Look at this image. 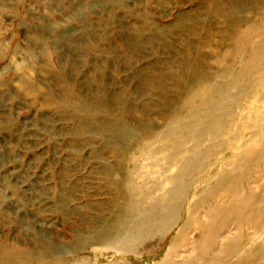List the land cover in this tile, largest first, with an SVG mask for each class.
<instances>
[{"label":"rangeland","instance_id":"374dc122","mask_svg":"<svg viewBox=\"0 0 264 264\" xmlns=\"http://www.w3.org/2000/svg\"><path fill=\"white\" fill-rule=\"evenodd\" d=\"M241 34L263 42L264 0H0V264H161L183 224L203 219L190 212L207 187L260 147L264 52L236 80L249 64ZM258 201L218 216L238 240L210 246L218 260L264 264V191ZM155 204L176 209L172 228L147 249L111 245L131 206ZM187 240L176 262L200 253Z\"/></svg>","mask_w":264,"mask_h":264},{"label":"bare ground","instance_id":"6f19581e","mask_svg":"<svg viewBox=\"0 0 264 264\" xmlns=\"http://www.w3.org/2000/svg\"><path fill=\"white\" fill-rule=\"evenodd\" d=\"M244 35H240V37H242V40L240 39L239 45L236 44L235 52L237 53L241 49L242 52H246L249 58V64L237 75L236 80L238 78L241 79L245 78L246 76H250L249 74L254 68L255 61L258 58V55L264 52V40L262 43L252 48L248 45L249 41ZM261 136L262 137H260V139L262 138V140L260 144H258L260 145V147L258 146V150H245L241 155L240 160L236 163L235 169L238 172L236 177H232L230 176V174L225 173L222 177H219L216 180L214 179L215 182L207 187L203 198H200L201 200L193 205L192 211L190 212V216L192 217L194 211L197 210L199 212V210H202L203 219L200 221L198 217L197 219L199 220V222L197 220V225L193 223L195 220L192 218H189V220H187L183 224L180 233L173 238L169 249L164 254V258H162L161 264L182 263L176 262V257L178 258L180 254L177 252V250L181 249V247L184 246V244L181 245V243L184 239L187 240V238L184 236L187 231H189L190 233L196 232L197 235L196 238H188L187 243L185 244L191 247V251H193V249L194 251H196L195 247L198 248L200 253L197 254L198 256H195L193 259L187 262L185 261L182 264H228L226 260V262H223L222 259L218 260L217 256L215 254H212L213 252L210 253L209 247L216 243H219V241L223 243L225 241V249L229 251L230 247H233V243L238 244V240L235 236H233L235 238L232 237V239L226 235L222 237L223 235L219 234V228L220 226H222V223H225V221L218 218V216H225L226 212L231 210L232 205L239 200H241L240 203L242 204V206L244 205L243 207L247 210L250 207L249 203L251 202V200L254 199V201H258L260 196H262L264 187L260 192H252V182L250 180L251 173L253 174V170L256 171L259 169V171L254 172V174L258 175L257 180H259V182L262 181L261 183L262 185H264V178H262V176H264V130H262ZM209 156L210 154H202L197 158V160H191L190 158H188L183 162L180 170H178L179 172L177 173V176L175 178L174 186L168 193V198L170 200L180 199V194L188 186V183H185L183 180L184 177L190 172L192 173L193 169H199L200 166L199 168H197L199 162L208 160L210 158ZM213 178H215V176H213ZM241 180H244L243 184L245 185L246 190H250V193H248V195L244 199H242L243 190L240 188ZM220 192H224V194H220ZM219 196H221V198H219ZM208 202L210 203L208 204ZM238 209H240L239 214H241V216L242 213L243 215H245L244 219L246 221H249V219L252 218L253 214L247 215V213L243 211V208L240 206L237 207V210ZM142 211L137 205H133V207L131 206L129 212L130 215L127 219V221L131 223V227L129 229L127 228V230L125 229L123 231H117L116 236H114L112 239L111 245L117 246L118 249L129 246V248L135 251H137L139 248L140 250L147 249V241L153 239L157 235V231L155 232L154 229H160V232L162 231L161 234H163L166 230L168 231L174 225L173 218L175 217V213L177 212L174 207H171L168 204H165L163 206L160 205V207L155 204L154 206H151L147 213ZM256 214H259L258 211L256 212ZM259 233L260 235H258ZM254 234L259 237H263L264 231L260 232V229L257 227L254 230ZM183 248L185 249V247ZM190 250H188L189 252L187 251L189 254L192 253ZM248 260L249 258L245 257V264H249Z\"/></svg>","mask_w":264,"mask_h":264}]
</instances>
